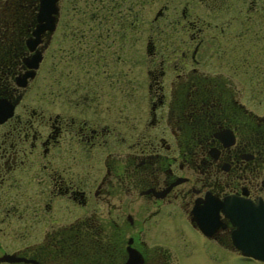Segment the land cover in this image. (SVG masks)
I'll return each instance as SVG.
<instances>
[{"label":"flooded vegetation","instance_id":"1","mask_svg":"<svg viewBox=\"0 0 264 264\" xmlns=\"http://www.w3.org/2000/svg\"><path fill=\"white\" fill-rule=\"evenodd\" d=\"M38 1L0 15V264H177L184 226L251 259L196 219L264 208V0H55L30 51Z\"/></svg>","mask_w":264,"mask_h":264},{"label":"water","instance_id":"2","mask_svg":"<svg viewBox=\"0 0 264 264\" xmlns=\"http://www.w3.org/2000/svg\"><path fill=\"white\" fill-rule=\"evenodd\" d=\"M54 1H38L35 12L37 23L32 31L33 38L26 40V47L30 51L35 48L38 35L43 31L51 30ZM39 60V53L34 51L30 58L23 62L28 68L35 69ZM208 207L210 205L206 203L197 213L196 224L203 234L209 236L217 227H222L223 223L217 218L218 212H221L233 226L231 242L239 254L264 262V208L242 204L229 198L212 205L211 213Z\"/></svg>","mask_w":264,"mask_h":264},{"label":"rangeland","instance_id":"3","mask_svg":"<svg viewBox=\"0 0 264 264\" xmlns=\"http://www.w3.org/2000/svg\"><path fill=\"white\" fill-rule=\"evenodd\" d=\"M10 1L0 0V14L11 13ZM246 94L250 95L247 103L250 108H254L258 103L264 107V85L250 86ZM252 95L258 97L252 99ZM183 228L185 240L177 245L168 243V248L176 257L177 264H264L253 259H241L218 245L206 242L188 226ZM169 232L172 235L173 232L171 230Z\"/></svg>","mask_w":264,"mask_h":264},{"label":"trees","instance_id":"4","mask_svg":"<svg viewBox=\"0 0 264 264\" xmlns=\"http://www.w3.org/2000/svg\"><path fill=\"white\" fill-rule=\"evenodd\" d=\"M11 1H17V0H11ZM32 7H20V6H11V13L6 14V15H11V14H30ZM0 15H4L1 13ZM3 28H0V31H2Z\"/></svg>","mask_w":264,"mask_h":264}]
</instances>
